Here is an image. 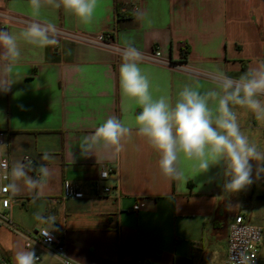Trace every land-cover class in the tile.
I'll list each match as a JSON object with an SVG mask.
<instances>
[{"label":"crops","instance_id":"1","mask_svg":"<svg viewBox=\"0 0 264 264\" xmlns=\"http://www.w3.org/2000/svg\"><path fill=\"white\" fill-rule=\"evenodd\" d=\"M133 5L134 14L116 16L120 6ZM2 14L9 18L8 24L0 22L3 30L19 32L38 19L90 35L110 32L118 44L131 43L143 51L157 47L172 61L212 73L221 69L239 77L264 60V0H98L88 25L63 9L45 8L34 17L29 0H0ZM53 38L56 43L43 48L22 45L23 57L13 76L16 83L0 92V130L5 132V146L0 148L9 163L27 158L34 166L44 163L53 170L40 199L34 200L27 190L9 192L8 216L16 229L0 225V258L15 264L18 251L34 250L44 263L53 260L38 244H24V235L51 227L35 220L38 212L55 216L53 231L63 235L66 253L80 264H134L136 259L147 264H187L220 238L235 214L263 229L264 174L257 179L254 172L253 183L233 194L223 191L222 165L191 178L193 162L183 160L187 182L178 185L166 179L158 167V153L136 135L134 117L140 108L122 96V57L104 48ZM182 44L187 45L185 56ZM139 66L154 97L174 100L186 84L213 86L212 81L186 71L146 62ZM236 111L242 130L264 150V124L245 109ZM110 115L133 128L122 141L124 150L81 156L80 138ZM45 152L53 159L42 160ZM108 167L114 171L106 183L118 186L119 197L62 196L65 179L78 182L88 194V183ZM137 200L143 205L134 211Z\"/></svg>","mask_w":264,"mask_h":264},{"label":"clouds","instance_id":"2","mask_svg":"<svg viewBox=\"0 0 264 264\" xmlns=\"http://www.w3.org/2000/svg\"><path fill=\"white\" fill-rule=\"evenodd\" d=\"M97 4L98 0H29L34 17H39L45 8L63 9L85 25L93 22ZM55 32V25L38 19L27 22L19 32L0 29V92L9 91L16 83L13 76L23 57L22 45L34 48L54 45ZM120 55L122 96L140 108L134 117L135 132L158 153L162 176L183 185L189 179L181 167L183 160L193 162L191 178L222 165L223 191L233 194L253 183L254 172L257 179L264 174V150L242 130L236 111L245 109L264 124V60L238 78L217 69L210 76L212 87L186 84L173 100L166 95L153 96L151 82L139 66L142 57L139 49L126 43ZM132 132L133 128L121 118L110 115L91 134L80 138V155L95 156L100 151L119 153L124 150L122 141ZM41 159L50 161L53 157L45 152ZM32 171L38 175H30ZM0 173H6L8 181L0 184V192L16 195L27 190L37 200L43 196L53 170L44 163L34 166L30 159L16 160L10 166L7 160L0 159ZM34 218L51 226L40 229L43 237H50L55 216L45 217L38 212ZM37 260L34 250L18 251L14 258L15 264H37Z\"/></svg>","mask_w":264,"mask_h":264},{"label":"built area","instance_id":"3","mask_svg":"<svg viewBox=\"0 0 264 264\" xmlns=\"http://www.w3.org/2000/svg\"><path fill=\"white\" fill-rule=\"evenodd\" d=\"M135 11L136 8L134 5L129 8L120 6L116 11V16H129L131 15V13L134 14ZM8 20L9 18L7 15H0L1 23L8 24ZM55 27V36L74 42L110 50L115 55V57H121L120 50L125 47V45L115 42V38L110 32L90 35L84 32L65 30L60 26ZM140 52L142 53V57L139 62L153 63L171 69H178L184 72L186 71L201 78L212 81L210 79L211 74H213L212 72L191 68L185 63V61H172L170 58L163 56L157 47H153L148 51L140 50ZM186 53L187 45L182 44V55L185 56ZM232 77L238 78L235 76ZM4 135L5 132L3 130H0V145L3 144ZM0 153L3 154L0 159H5L9 162L7 156L3 153L1 148ZM10 165L11 164L9 163V166ZM111 171H114L111 167L101 168L98 171L96 178L92 179L88 183V188L90 189V192L88 194L82 190L78 182L65 179L62 183V196L73 198H82L86 197L87 195L112 196L114 198L119 197L120 192L118 191V186H113L106 183L108 175ZM5 177L6 173H0V184H6L8 182ZM262 193L264 195V191ZM142 205L143 203L137 200V202L132 205V209L134 211H138V209ZM9 207V192H0V225H6L13 229H16V226L12 223L8 216ZM41 228L44 227L36 229L32 236H30L29 234L24 235L25 246H30L32 243H36L40 247L46 249L53 257V260L51 262L44 263L41 257L36 254L38 257L37 264H80L77 261L73 260L66 253L64 238L61 233L51 231L50 237H43L40 232ZM261 244L262 227L260 225L247 222L241 214H235L227 226L225 256L219 264H258ZM0 264L14 263L1 257ZM134 264L147 263L142 259H136L134 261Z\"/></svg>","mask_w":264,"mask_h":264},{"label":"rangeland","instance_id":"4","mask_svg":"<svg viewBox=\"0 0 264 264\" xmlns=\"http://www.w3.org/2000/svg\"><path fill=\"white\" fill-rule=\"evenodd\" d=\"M226 234L227 228L222 229L219 235L220 238H214L202 251L195 254L194 258L187 264H218L223 255L224 248H226ZM258 264H264V223Z\"/></svg>","mask_w":264,"mask_h":264}]
</instances>
